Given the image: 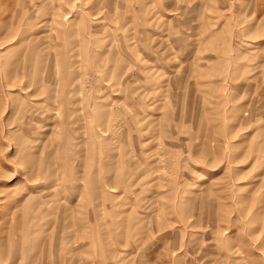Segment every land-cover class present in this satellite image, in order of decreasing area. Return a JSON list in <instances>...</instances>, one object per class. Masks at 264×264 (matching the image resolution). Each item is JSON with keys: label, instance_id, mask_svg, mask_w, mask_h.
<instances>
[{"label": "rangeland", "instance_id": "374dc122", "mask_svg": "<svg viewBox=\"0 0 264 264\" xmlns=\"http://www.w3.org/2000/svg\"><path fill=\"white\" fill-rule=\"evenodd\" d=\"M0 264H264V0H0Z\"/></svg>", "mask_w": 264, "mask_h": 264}]
</instances>
